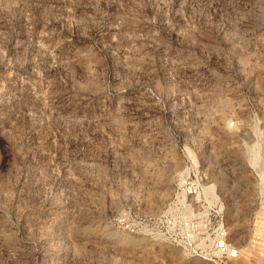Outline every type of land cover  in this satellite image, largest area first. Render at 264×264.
I'll return each mask as SVG.
<instances>
[{
  "label": "rangeland",
  "instance_id": "obj_1",
  "mask_svg": "<svg viewBox=\"0 0 264 264\" xmlns=\"http://www.w3.org/2000/svg\"><path fill=\"white\" fill-rule=\"evenodd\" d=\"M192 164L264 264V0H0V264H208L126 229Z\"/></svg>",
  "mask_w": 264,
  "mask_h": 264
},
{
  "label": "built area",
  "instance_id": "obj_2",
  "mask_svg": "<svg viewBox=\"0 0 264 264\" xmlns=\"http://www.w3.org/2000/svg\"><path fill=\"white\" fill-rule=\"evenodd\" d=\"M227 126L234 127L235 120H229ZM252 172L261 180L262 173L256 164ZM205 181L203 170L198 165H189L164 210L140 218L127 231L169 244L208 264H234L240 250L228 239L224 207L215 189H207L212 183Z\"/></svg>",
  "mask_w": 264,
  "mask_h": 264
},
{
  "label": "bare ground",
  "instance_id": "obj_3",
  "mask_svg": "<svg viewBox=\"0 0 264 264\" xmlns=\"http://www.w3.org/2000/svg\"><path fill=\"white\" fill-rule=\"evenodd\" d=\"M252 162H253V160H252ZM207 187V189L209 190V189H211V188H213V184L211 185V186H206Z\"/></svg>",
  "mask_w": 264,
  "mask_h": 264
}]
</instances>
